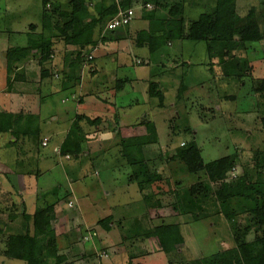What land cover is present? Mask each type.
Masks as SVG:
<instances>
[{
    "label": "crops",
    "instance_id": "crops-1",
    "mask_svg": "<svg viewBox=\"0 0 264 264\" xmlns=\"http://www.w3.org/2000/svg\"><path fill=\"white\" fill-rule=\"evenodd\" d=\"M25 1L26 0H13V4H11L12 7L11 11L15 13L17 10H20L23 6H25ZM41 1L43 3V0ZM58 1H62V0H50L48 2L49 3L48 6L50 5L53 6L54 4H57ZM135 1L137 3L140 2V4L141 3L146 4L147 2H149L152 4V7L151 8L140 7L139 9H137L135 18L131 21V23L127 25L119 26L115 29H103V30H100L99 26L96 27L95 35H94L95 41H93L92 43H88L85 46V49L92 47L94 50L102 46L106 47V53L108 54L109 59L111 58L114 60L115 71H113L110 74V77L105 79V83L103 86H99L98 85L99 82L96 85V80L94 76L96 74L97 75L99 74L98 72L99 69L98 66L94 65L95 67L93 68V70L95 72L94 74H90V79L88 80L90 83H88L89 84L88 87L87 88L83 87V85H85L87 81L85 83L81 82L79 84L80 87H82L81 88L82 90L85 89L84 92L76 91L77 90L76 88L73 89V87L77 85L76 83H74V81L78 79V76L77 74L76 76H74L71 70L72 69L74 70L73 66L75 61H77L79 64V62H82V59H85V57L83 55L80 57L78 56V52L80 51V49L78 48L77 45L67 44L62 40V38H57L55 39L53 49L49 51V54L47 56L42 55L43 53H41L39 50H34L20 59L13 60L11 69L9 70L8 66L6 67V69H8V72L6 71V75L4 78L6 81V89L4 88L0 90L1 111L2 110H8L14 112L22 111L23 113H34L38 116L36 119V122H38L40 129L38 141L32 137L31 138L24 137L25 135L23 134L19 135V137H16L10 131H0V137L7 138L5 142H2V140L0 141V147L1 148L8 146L15 147L13 156L9 153H8L9 155H7L8 157L7 160L10 166L14 167L15 169L14 170L15 176L14 178H12L13 183L15 184V186H17L16 185L17 183L19 186L21 185L22 187H24V184L26 183L25 191L27 192L29 190L28 189L29 187L31 191L34 189L33 186L35 187L33 196H30L29 199H25L23 196V201L25 203L28 212L33 213L37 208L38 203L41 204L40 203L41 199L56 201L55 198H62L61 196L62 195L64 196L65 190L68 192L70 198L71 196L73 198L74 195V201H75V197L77 196V193L79 195L78 196L79 198H81L80 192H82V194L85 193L84 187L76 186L75 188H71L68 183H67L68 187L66 184L67 189H63L64 186L62 182L65 181V177L64 180L58 182L57 184L50 185L44 190H41L43 188L39 187L38 185L40 176L42 173L44 174L45 170H49V173L51 175L52 174L55 175V171L58 168L56 163L64 168L65 176L69 177L70 171L73 170V168H71V166L67 168L65 161L66 159L68 160L71 159L66 158V156L62 154H56L53 151L57 150L56 148H60V144L63 142L67 133L69 132L73 121L76 119L78 114L81 113L88 114V116H90L91 118H98V119H96L95 121L89 124L87 123V126L84 127L85 131H88V135H89V139L86 144L87 146L86 151L89 150L90 145L93 146V148L91 149L93 151H91L90 153L91 157L88 155L89 153H87L88 156H84V157L80 156L79 158H75V160L72 162L73 167L75 168V166L77 165L80 166L88 159H92L91 162H93V167L95 168V171L93 173H96V171L100 172L101 170L100 166H102L103 168H106L110 171L111 173L110 180L112 183L120 182V180H122L125 183L123 187H126L125 188L126 191H128L129 188L128 185H130L131 183L133 184L136 183L138 189L137 192L138 195H136L137 198H139V196H142V194L143 195H145L146 193L152 194V198L150 199L149 203L148 201L144 202L145 205L143 206V208L145 207L148 210H150L151 214H149V216H147L146 214L144 216L143 221L139 220V222L142 223L144 227V229L141 232L130 230L131 233H126L124 228L120 230V227L118 228L115 227V225L117 224H119L120 226L123 225V222H125V218H126L123 217L121 219H118V221L117 219H115L114 213L111 210L116 206L112 207L111 205H107V207L104 208V210H100L101 213L94 214V218L92 217V215L88 214L87 210L73 211L72 217H75V219L72 222L74 227L72 229H76V231L78 232L79 230L80 232H82V229H85L84 237L86 235L85 232L88 229L89 231L92 232V236H93L92 238L91 237L88 238L94 239L95 241V242L93 241L92 246L88 248V250L83 248L84 245L83 243H80L83 248L82 252L85 253L86 251V254H93L94 250H97L99 248L109 249V253L107 254V256L103 258L99 257L98 261L93 262V260H91V257L84 256L81 259H77L75 261V264H145V261H147L148 264H183L184 263L183 248L186 247L187 240L186 237L184 236V230L181 223L179 225L184 241L178 248L173 249L169 252L164 251L161 248L159 243V238L157 235H147L148 232L154 231L157 225L163 223L161 222L155 224L156 219H153V217H155L152 214L153 210H167L170 208L172 210H175L171 204V200L170 201L164 200V197L165 195H169V193H170V197L173 196V190H175L176 188H171L172 191L167 190L166 188L161 187V184H155L156 183L155 182L150 187H147L145 189H140L137 180L125 181V178L127 176L129 178V174L133 173L134 168L121 157L119 150L122 147L120 141L121 137L147 134L149 131V127L147 125L148 121L154 123V129H156L155 131L159 135L157 118L160 120H165V115H167L168 113V112L166 113V109L168 108L166 97L168 95V90H169L168 89V84L170 82L169 80L173 79L176 82L180 79L179 81H183L185 79V76L187 75V72L185 70L189 71L191 69V65L186 64V61L183 59L185 52H187L185 47V42L191 39L179 38L183 41L181 49L173 48L172 51H168L165 49L164 46L167 45L173 46L175 40L174 38L164 41L163 45L159 48H156L155 50L151 49L150 43L148 41L149 35L146 34L145 32L146 30L149 32L152 31L150 30L152 23L154 27L157 25L158 26L157 28H162L161 27L162 24L159 22H161V20L166 21L168 18H170V15L168 14V10L175 0H158L159 2L157 5L154 4V2H152L151 0H134V2ZM239 1L242 0H238V3ZM64 2H67V0ZM100 3H101L100 0H91L90 10L92 12L99 11ZM8 9H9V4L5 6V10L8 11ZM44 9L46 8L43 3V10L37 11L39 14L38 18H35V20L30 21L27 24L21 23L20 20L19 23L15 21L16 27L8 31L9 35L13 37V35H17L25 32L27 34H30L32 32L41 33L43 31L42 13ZM186 11L187 9L185 10L184 14L186 15L187 19H189L190 17L187 15ZM19 14L20 13H18L16 17ZM149 15L153 16L154 18L153 21L150 20ZM138 21H141L142 23ZM19 25L20 27H17ZM157 32L158 31L156 30V33ZM142 38L144 40L143 42H141ZM194 41H204L209 54L212 55V52L209 50L208 44L205 40H194ZM235 41L236 43L238 42L237 40ZM251 42L254 43L258 42L259 44H261L260 51L258 53L259 58L255 57L252 53L248 52L247 50L243 52H235L233 48L224 49L222 51L220 50L221 57L219 61L218 60L217 61L222 66V69L220 67L221 70L218 71L219 72L222 71L223 74L220 73L217 75V73L216 74L214 73L213 76L210 78L211 80L210 84L211 86H215L216 88H219L220 86L224 87L225 86L224 82L229 84L231 83V81L243 85L245 83L243 81V77L239 78L234 75L224 74L223 65L227 62L229 58H231L234 55L245 57L250 65V71H248L246 74L250 78L251 93L252 95L258 98L257 100L258 103L255 104V102H252L253 111L248 110L244 117L249 122L250 120L252 121L253 119H257L259 117L260 118L259 123H261L263 120L264 112L261 114L259 113L262 110H264L263 108L264 102L261 101L264 98V93L262 94L256 90L255 79L264 78V57H261L264 56L263 55L264 39L258 41H251ZM251 42H241V43L248 44ZM27 43L28 40L24 42L18 41L16 42V44L14 43L9 44L8 41H4L2 47L0 48V54H2L4 58H6L7 51L9 50V48L15 46H24ZM179 50H181L182 54L178 53ZM188 53L190 56L192 51H189ZM72 54L76 55L75 59L71 58ZM129 54H130V59L128 57ZM209 54H208V58H209L208 63L210 64L209 66L210 68L212 59ZM49 55H51V57H49ZM156 56H158V58H156ZM43 58H49L47 64L43 60ZM34 60L38 62V65L40 66L39 68H36L35 66L36 63L34 62ZM0 62H2L1 57H0ZM6 64L8 65L7 59H6ZM46 68L50 69L52 73L43 75V70H45ZM59 70H61L62 72L61 81L60 83H57L55 85L56 87H54L51 83L55 84L54 79H56L55 77L57 76L56 71ZM82 71L84 73V69ZM31 72H34L32 73L35 76L34 81L37 78L39 79L37 81L38 87L32 88L33 90L29 92L28 88L25 87V83L29 82L30 79H32V77L30 76ZM66 72L70 75H67ZM83 73L80 74L83 75ZM18 76L21 77L19 78ZM80 78L81 80H83L84 76H81ZM199 85L200 84L195 86H199ZM176 86L178 88V90L176 91L177 98L180 96H182L183 98L184 97L183 94H187L189 92V91L182 92L180 90L182 86L183 88L185 86L184 90H189L188 88H191L190 85L186 86L185 84L183 85L176 84ZM201 86L203 87L204 84H202ZM16 88L18 89L20 88L19 90L21 91H17ZM152 88L158 90V92H161L163 96L162 99H159L157 95H153L154 91L152 90ZM216 88L213 89L214 92L212 91V95L214 94L213 101L217 102L216 104H219L220 102L218 100H215L216 95L220 97L219 100L220 99L224 100V98L227 95L226 94L220 95L219 91L218 94L217 92L215 94ZM37 89H39V91H37ZM61 91H65L66 93V95L62 97V101L65 98L70 99L72 95L76 96L77 94H79L78 102L80 104V107L82 108L78 107L79 109H77L76 111L72 110L75 108L72 109L68 108L66 110H62V106H67L65 101V104L60 106L61 110L60 112H58V114L55 112H50L51 115H47L44 112H41L42 106L43 107L46 106V108H48L52 103L50 102V99L49 100L47 99V96L50 94H54L55 92H61ZM101 91H103V93ZM139 94L142 96L141 100L140 97L136 96ZM81 95L84 96L81 97ZM128 95L132 98L127 99L126 97H128ZM231 97H235V95L231 94ZM181 100L184 105L185 100L184 99ZM213 101H211V103ZM30 104H33L36 107L34 108L32 106H29ZM210 105L208 103H205L203 106L204 107L209 106L210 108ZM255 105L258 106V110ZM139 106H142L141 107L142 113L139 114L134 113V109ZM192 106L194 107V105ZM154 107H158V109H156L157 113L154 111ZM218 108L221 109V105ZM189 109H191V106L189 107ZM189 109L185 108V111L187 110V112L189 113ZM210 109L212 110V108ZM198 110L200 109L198 108ZM203 111L205 112V109ZM254 111H259V113L255 115V113H253ZM147 114L149 115V117L147 116ZM213 114L215 115L213 118H217L218 120L217 122L219 124L222 121L224 122V116H223L225 114L224 111H222V113L220 114H217V111L215 109V112ZM152 115L154 116L156 115L157 118L156 117L154 118ZM174 118L175 116L168 117V119H171V121ZM205 119L212 120L211 118H207L206 116L203 115V120ZM81 121L83 122L85 121V119ZM227 129L228 128L226 127V130L223 133H227ZM253 130L254 129L250 127L248 133H252ZM47 134H51L49 143L41 145L40 143L41 138ZM247 135L249 136V134ZM114 136L116 137L114 138ZM100 137L102 139L101 145H99V143L97 142V139ZM20 140L24 141V144L22 145L18 144ZM108 140H112V143L116 146V148L107 150V153L104 155L105 157H102L100 160H98L96 157L92 158L93 152H96L97 150H99L100 152L103 151L104 153L105 151L104 148L106 147L105 146L102 147V145L105 142L107 143ZM153 140L154 141H152L151 143L145 145V150L147 152L150 148L152 149L158 148V150L166 149L165 143L161 142L160 139H158V136L156 139ZM183 141L185 142V140L182 139L180 145L184 143ZM171 144H175V143L171 141ZM199 144L200 143H198V146ZM46 148L49 149L47 151H44V149ZM255 148L257 150L258 147ZM146 154H147L146 156L150 157V159H148L146 163L142 166L144 170H148L150 167L151 169L148 170V173L155 175V177L161 176L160 180H158L159 182L165 180V182L169 183L170 180L169 175L165 174V171H161L159 169L158 164H156L155 157L151 156L149 152ZM227 154H231V153H226L224 155ZM20 155L24 158L19 157ZM159 159H162V157H160ZM167 159L168 160L165 159L164 161L161 160L159 162L161 165L162 164L167 165L165 168L166 169L169 168L171 173H173L175 163L172 162V160H169V158ZM32 164H34L35 166L34 168H30ZM238 166H241L243 171L242 164H238L236 167ZM23 167L24 169H22ZM28 168L30 169L28 170ZM158 173L161 175H158ZM89 174L92 173L89 172ZM176 174L177 173L174 172V176ZM122 176L123 178L121 179ZM251 178L255 179L256 177L251 176ZM80 179L90 180V176H87L85 172V174L82 176V178L80 177ZM57 185L59 188L58 196L55 197V195L50 194L49 196L46 197L45 193ZM40 190L41 192H39ZM158 192L159 193L163 192L164 195H160ZM158 198H162L163 205H158V203L156 202ZM61 200L62 199H60V201ZM142 200L144 201V196ZM14 202H17V200H14ZM200 208H201L200 210H202L203 213L204 210L207 211L205 213L207 216L218 214L217 212L212 211V210H217L218 206L212 204L210 200H204ZM57 211L58 210H56V216L58 215ZM62 213L64 212L62 211ZM62 213L60 214V218L68 219L66 213L63 215ZM140 214L138 215L142 217V215ZM109 215H113L112 227L110 230H106L102 225L98 224V220ZM164 215H167V213H165ZM176 215L177 214H174L172 216H176ZM93 223L95 224L97 223V225H99V231L98 229L97 231L96 229H91V226L94 225ZM7 224L8 226L12 225L9 223ZM61 229L62 231L57 230V233L62 236L64 243V245L60 247L62 248L61 250L66 251L67 239L69 238L70 236L69 233L70 230L72 229L63 230L64 229L63 227ZM111 235L114 237H112ZM254 237L255 234L253 237H248V239H253ZM224 238L227 239L224 240ZM222 239L223 240H221V248H228L234 243L233 234L231 235V233L230 236L228 235L226 237H223ZM220 249L219 248L215 249L214 251H211L209 253H202V256L214 253ZM86 260H88V262Z\"/></svg>",
    "mask_w": 264,
    "mask_h": 264
},
{
    "label": "trees",
    "instance_id": "trees-1",
    "mask_svg": "<svg viewBox=\"0 0 264 264\" xmlns=\"http://www.w3.org/2000/svg\"><path fill=\"white\" fill-rule=\"evenodd\" d=\"M49 1L43 0L46 8L43 11V31L38 35H34L35 32L30 33L26 45L15 46L7 51L6 59L9 70L13 60L20 59L31 51L39 50L43 53L42 55L47 56L53 49L57 38H62L67 44L77 45L80 49L78 56H82L85 46L95 41L96 27L99 26L100 30H103L110 18L118 12L120 5L129 7L134 2V0H124L120 4L118 0H100L99 11L92 12L90 10L91 0L58 1L52 10L48 8ZM199 1L201 2L200 7L195 5L196 0H189V2L175 0L168 10L170 18L159 22L162 28H157V25L154 27L152 23L150 29L152 31L146 30L145 32L149 35L148 41L151 49L161 47L164 41L171 38L205 40L210 51L214 40L251 42L264 39V0L259 6H251L243 13L238 0ZM189 8L191 12L196 9L198 15L187 19L184 13ZM149 16L153 21V16ZM143 41L142 38L141 42ZM248 71H250V65L243 56L234 55L224 64L226 75L241 78ZM49 73H52L50 69L43 70V75ZM255 88L260 93H264V78L255 79ZM152 90L153 95L162 99L161 92L154 88ZM37 117L34 113L0 110V131H10L16 137L23 134L24 137H32L38 141L40 129L36 122ZM83 119L85 123L81 121ZM96 119L98 118H91L85 113L78 114L60 144L58 153L65 156L69 154L73 158L86 156L85 147H87L89 135L84 127ZM262 122L264 125V116ZM147 125L149 127L147 134L120 138L122 145L119 150L120 155L134 168L133 173L129 174V179L137 180L140 189L152 186L161 178V176L155 177L148 173V170L142 167L150 159L146 156L148 152L145 150V145L157 138L154 123L148 121ZM257 154L255 161L250 162L251 166L249 162L245 164L241 162V155L238 151L205 162L197 141L192 139L185 141L168 155L169 160L175 159L173 170L175 173L181 169L189 176H197L202 172L204 177L201 183L190 185L184 184L183 178L177 179L176 189L173 190V196H171V204L178 213L192 212L195 219L204 218L207 215L203 211L196 213L195 211L198 210L192 208L200 207L204 200H210L212 204L218 206L217 210H212L217 212L218 216L222 214L227 219L234 220L239 214L248 213L247 217L251 222L249 227L253 228L256 233L253 239H248L245 233L251 228L242 232L241 235L237 230L233 231L234 243L230 247L221 248L214 253L196 258L195 264H264V178L262 179L264 149L257 148ZM238 164H242L243 173L229 179V172ZM158 175L161 174L158 173ZM251 176L256 178L252 179ZM50 194L58 196V185L46 192L45 196ZM159 194L164 195L163 192ZM66 195L68 192L65 190L64 196ZM151 198L152 194L144 195L148 203ZM156 202L158 205H163L162 198H158ZM22 204L24 206L19 213L20 220L16 224L8 226L0 216V234L8 231L5 234L3 249L6 256L24 259L27 264H75L77 259L86 256V251L82 252L83 248L80 244L83 243V235H79L76 229L70 230L66 251L59 247V234L54 224L56 201L45 199L44 204L38 203L33 213L28 212L24 202ZM11 213L13 215L10 218L15 220L18 216L17 212ZM112 221L113 215H109L98 220V224L110 230ZM147 235H157L161 248L167 252L178 248L184 241L178 222H163Z\"/></svg>",
    "mask_w": 264,
    "mask_h": 264
},
{
    "label": "rangeland",
    "instance_id": "rangeland-1",
    "mask_svg": "<svg viewBox=\"0 0 264 264\" xmlns=\"http://www.w3.org/2000/svg\"><path fill=\"white\" fill-rule=\"evenodd\" d=\"M62 1H66V0H62ZM151 1L154 2V4L156 5L158 4L157 0H151ZM187 1L189 2V0ZM239 2H240V10L243 13V12H246L248 8L251 6H259L260 4L263 3V0H242ZM7 4H9L8 11L5 10V6ZM11 4H13V0H0V48L2 47L4 41H8L9 44H13V43L16 44V42L18 41L24 42L28 40L29 34H27L26 32L13 35V37H11L8 31L16 27L15 21L19 23V20H20L21 23L27 24L28 22L35 20V18H38L39 14L37 11L43 10V3L41 0H26L25 6H23L20 10H17L15 13L11 11V8H12ZM200 4L201 2L199 0H196L195 5L199 6ZM53 7L54 5L48 6L49 10H52ZM189 9H187L186 11L189 17L198 15V12L196 13V9H194L193 12H190ZM18 13L20 14L16 17ZM138 22L142 23L141 21H138ZM17 27H20V25ZM34 35H38V32H35ZM182 42L183 41L181 39H175L173 46L167 45L164 47L168 51H172L173 48L181 49ZM260 46L261 44H259L258 42L256 43L251 42V43L246 44V43H241V42L236 43L235 40H214L213 47L211 49L212 55H210L206 48L204 41L189 40L185 42V47H186L187 52H185L183 59L186 61V64L191 65V69L189 71L185 70L187 72V75L185 76V79L183 81H179L180 79L176 82L173 79L169 80L170 81L168 84L169 90H168V95L166 97V102L168 104L166 113L168 112L169 116L167 113V115H165V120H160L157 118L156 115L155 116L152 115L154 118L155 117L157 118L158 130H159V135L157 134L158 139H160L161 142L165 143L166 149L158 150V148H153V149L150 148L148 152L151 154V156L155 157L156 164H158L159 169L161 171H165V174L169 175V179H170L169 183L163 180L160 182L158 181L155 184H161V187L172 191L171 188H175L177 179L179 178H183L184 184L186 185H190L191 183L198 184L202 182V179L204 178L202 172L199 173L197 176L196 175L189 176L188 174L187 175L184 174V172L181 169H179L177 171V174L174 176V172L171 173L169 168L168 169L165 168L167 165H163V164L161 165L159 162L161 160L164 161L165 159L168 160L167 159L169 158L168 155L171 154V152L175 150V147L176 148L179 147L182 139H184L185 141H191L193 138H195L196 141L200 143L199 148L201 150V154L205 162L216 159L226 153H232L236 151H238L239 154L241 155L240 158H241V162H244L243 164L247 162L250 163L251 161L253 162L255 161L254 158L258 156L257 150L255 147H258L261 150L264 149V125L262 122L259 123L260 122L259 117L257 119H253L254 121L250 120V122L246 120L244 117L248 110L253 111L252 102H255V104L258 103L257 102L258 98L252 95L251 93L250 78L246 74L242 76L243 81L245 82L243 85L237 82L231 81V83L229 84L224 82L225 86L221 87L219 85L220 86L219 88H216L215 86H211L210 78L213 76L214 73L215 74L217 73V75L220 73L223 74L222 71L219 72L222 69V66L218 62L221 57L220 50L222 51L224 49H231V48H233L235 52H243L247 50L248 52L252 53L255 57L259 58L258 53L260 51ZM189 51H192L190 56L188 53ZM89 52L94 53L93 58H86L87 55H84V53L88 54ZM178 53L182 54L181 50H179ZM208 54L210 55L212 59L211 61L212 68L211 67L209 68L210 64L208 63V60H209ZM75 56H76L75 54H72L71 58L75 59ZM83 56L85 57V59H82V62H79V64L77 61H75L74 66H73L74 70L73 69L71 70L74 76H76V74L78 76V79L74 81V83H76L78 86L77 85L74 86L73 89L76 88L77 89L76 91H80V92H84L85 90V89L84 90L81 89L82 87H80L79 85L81 82L85 83L87 81L85 85L83 84L82 85L85 88L88 87L89 85L88 83H90L88 81L90 79V74H94L95 72L93 70V68L95 67L94 65L98 66V69H99L98 70L99 74L98 75L96 74L94 76L96 80V85L99 82L98 84L99 86H103L105 83V79L110 77V74L113 71H115L114 60L111 58L109 59V56L106 53V47L102 46L95 50L92 47L86 48L85 51L83 52ZM0 57L2 59V62H0V90H1L4 88L6 89V81L4 78L6 75V71L8 72V69H6L8 65L6 64V58H4L2 54H0ZM128 57L130 59V54ZM261 57H264V56H261ZM156 58H158V56H156ZM43 60L47 64L49 58H43ZM34 62L36 63L35 65L36 68H39L40 66L38 65V62H36V60H34ZM83 69H84V73L82 71ZM223 70H224V65H223ZM67 72L66 74L70 75ZM79 72L83 73V75H81ZM32 73L34 72H31L30 74L32 79H30L29 82L25 83V87L28 88L29 92L33 90L32 88L38 87L37 81L39 78L35 79L34 81L35 76ZM56 73H57V76L55 77L56 79H54L55 84L51 83L54 87H56L55 85L57 83H60L61 77H62L61 70L56 71ZM81 76H84L83 80H81L80 78ZM176 84L177 85L185 84L186 86H189V85L191 86V88H188L189 90H184L185 86L184 88L182 86V88L180 89L182 92L189 91L187 94H183L184 95L183 98L182 96L178 98L176 97V91L178 90ZM198 84L200 85L195 86ZM202 84H204L203 87L201 86ZM214 88H216L215 94L216 92L218 94V91H219L220 95H224V94L227 95L224 98V100H221V99L219 100L220 97L216 95L215 100H218L221 104L220 103L216 104L217 102L213 101L214 94L212 95V91L214 92L213 90ZM19 89L16 88L17 91H21ZM37 91H39V89H37ZM101 92L103 93V91ZM231 94H234L235 97H231ZM65 95H66L65 91L55 92L54 94L48 95L47 99L48 100L50 99V102L52 103L50 107L48 108H46V106L45 107L42 106L41 112H44L47 115H51L50 112H55L58 114V112H60L61 110L60 106L64 105L65 101H66L67 106H62V110H66L68 108H71V109L75 108L72 110L76 111L77 109H79L78 108L80 107V104L78 102L79 94H77L78 96L72 95L70 99L65 98L63 99L64 101L63 102L62 97ZM83 96L84 95H81V97ZM136 96L140 97V100H141L142 96L140 94ZM126 98L130 99L132 97L128 95V97ZM180 98L185 100L184 105ZM211 101L213 102L211 103ZM261 101L264 102V98ZM205 103H208L209 105L211 104L210 108H212V110L209 108V106L204 107L203 105ZM192 105H194V107ZM220 105H221V109L218 108L220 107ZM29 106H32L34 108L36 107L33 104H30ZM190 106H191V109H189ZM141 107L142 106L135 108L134 113L136 114L142 113ZM185 108L189 109V113L187 112V110L185 111ZM198 108L200 110H198ZM256 108L258 110V106H256ZM156 109H158V107H154V111L157 113ZM204 109H205V112L203 111ZM215 109L217 111V114L222 113V111L225 112V114L223 115L224 122L222 121L219 124L217 122L218 121L217 118H213L215 116L213 114L215 112ZM263 112L264 110H262L260 113L259 111H254L253 113H255L256 115L257 113L261 114ZM203 115L206 116L207 118H211L212 120H207V119L203 120ZM147 116L149 117L148 114ZM170 116L171 117L175 116V118L172 119L171 121V119H168V117ZM226 127L228 128L227 133H223L226 130ZM250 127L254 129L252 133H248V130L250 129ZM247 134H249V136ZM50 135L51 134H47L41 138V142H40L41 145H43V140L45 138H48V143H49ZM115 137L116 136H114V138ZM6 139H7L6 137H3V138L0 137V141L2 140V142H5ZM101 140H102L101 137L97 139V142L99 143V145H101ZM171 141L175 144H171ZM108 142L112 143V140H108ZM108 142L107 143L105 142L102 145V147L104 146L106 147L104 148L105 150L104 153L103 151L100 152L99 150H97L96 152H93L92 155L93 156L99 155L98 157L97 156L96 157L98 160H100L107 153V150L116 148V146L113 143L109 144ZM18 144L22 145L24 144V141L20 140ZM92 147L93 146L90 145V148L88 151H86L85 149V152L89 153L88 154L89 156H90ZM48 149L49 148H46L44 149V151H47ZM56 149L59 150V148H56ZM58 150L57 151L54 150L53 152L56 154H60L58 153ZM14 151H15V147H10V146L4 147V148L0 147V216L1 218L5 220L6 224L9 223L12 225L16 224L20 220L19 213L21 212L24 206L22 204L24 202L23 196L25 199H29L30 196L34 195L33 192L35 191L34 186H33L34 189L32 191L30 187L28 188L29 193L25 191L26 183L24 184V187H22L21 185L19 186L17 183H16L17 186H15V184L13 183L12 178H14L15 176V173H14L15 169L14 167L10 166L7 160L8 159L7 155L11 154L13 156ZM101 153L102 155H100ZM19 157L24 158L21 155ZM160 157H162V159H159ZM66 158L71 159V160L66 159L65 161L67 168L69 166L73 168V170L70 171L69 177L65 176L64 168L59 166L56 163L58 168L55 171V175L54 174L51 175L49 173V170H45L44 174L43 173L41 174L40 179L38 181L39 187L43 188L41 190L46 189L50 185L57 184L58 182L64 180V177H65V181L62 182L64 186L63 189H67L68 184L71 188H75L76 186L84 187L85 193L82 194V192H80L81 198L78 197L79 195L77 193V196L75 197V201H74V195H73V198L72 196L70 198L69 195H66V196L62 195L61 196L62 198H55L57 202L55 211L58 210L57 211L58 215L55 217L54 224H55V228L58 231H62L61 229L62 227L64 228L63 230H67V229L70 230L74 228L73 223H72L75 219V217H72L73 211L87 210L88 214L92 215V217L94 218V214L101 213L100 210H104V208H106L107 205H111L112 207L116 206L111 211L114 213L115 219H117V221L118 219L126 217L125 222H123V225L120 226L116 222L117 224L115 225L116 228L120 227V230L124 228L126 233H131L130 230L141 232L144 229L143 224L140 223L139 220L143 221L144 216L146 214L147 216H149L151 212L147 208L145 207L143 208V206L145 205L144 202L147 201L145 199L144 201L142 200L144 195L142 194V196H139V198L136 197V195H138L137 194L138 189H137L136 183L134 184L131 183L130 185H128L129 188H128V191H126L125 190L126 187H123L125 183L122 180H120V182H117V183L111 182L110 180L111 173L108 169L100 166L101 167L100 172L96 171V173H93L95 169L93 167V162H91L92 159H88L87 161L82 163V165L80 166L77 165L74 168L72 162L75 160V158L70 157V156L69 157L66 156ZM174 161L175 159L172 160V162ZM250 166H251V163H250ZM34 167H35L34 164H32L30 168H34ZM30 168H28V170ZM22 169H24V167ZM150 169L151 168L149 167L148 170ZM85 172L87 176H90L91 181L80 179V177L82 178ZM89 172L92 174H89ZM242 173L243 171H242L241 166H238L236 168H233L229 172L228 178L231 179L233 177H236V175L242 174ZM122 178L123 176L121 177V179ZM263 178L264 176L262 177V179ZM229 179L227 180L229 181ZM125 181H133V180H130L127 176L125 178ZM66 184H67V187H66ZM29 186H30V183H29ZM41 190L39 192H41ZM170 198H171L170 194L165 195L164 200L170 201L171 200ZM60 199L62 200L60 201ZM14 200H17V202H14ZM41 200H42L41 203L44 204L45 199H41ZM192 209H195V210L197 209L198 211H195L196 213L197 212L202 213V210H200L201 208L199 206H197L196 208L193 207ZM62 211L64 213H62ZM11 212H17L18 216L15 218V220H12L10 218L13 215V213ZM152 212H153L152 214L155 216L153 217V219H156L155 224H158L161 222H168V223L178 222L179 224L180 223L182 224L183 230H184V236L186 237V240H187L186 247L183 248V254H184L183 264H195L196 258L201 257L202 253H209L211 251H214L215 249H218V248L220 249L221 240H223L222 238L228 235L230 236V233L232 235L233 231L236 232L237 230L238 233L240 232L239 235H241L242 232L248 230V228H251L249 227L251 226V222H250L249 217H247L248 214L246 213L239 214L238 215L239 217H235L234 220H230V219L225 218L224 215H221L222 217H220L217 214L215 216L208 215L201 219H195L193 217L192 212L187 215L178 214L176 210H172L171 208L167 210H153ZM206 212L207 211L204 210V213ZM61 213L62 215L66 213L68 219L60 218ZM165 213H167V215H164ZM138 214L142 215V217H140ZM174 214H177V215L172 216ZM93 224L94 225L91 224L92 225L91 229H96V231L98 229L99 231L100 224L99 225H97V223L96 224L93 223ZM84 231L85 229H82V232H80V230L79 232L78 231L77 232L79 235H82L83 233V238H84L83 248L88 250V248L92 246L94 239H91L93 237L92 232L89 231L88 229L85 232L86 235L84 237ZM6 232L8 233L7 230ZM6 232H4V234H0V264H27V262L24 259L8 257L4 254L3 249H4V238L6 236L5 235ZM245 234H246L245 236L248 238V237H253L254 234L256 233L254 229L251 228ZM88 237H91V238H88ZM225 239L227 238H224V240ZM58 243H59V247L64 245L61 235L58 236ZM108 253H109V249L99 248L97 250H94L93 254H86L85 257H91V260H93L94 262V261H98L99 257L101 258L106 257ZM86 261L88 262V260ZM145 264H148L147 261H145Z\"/></svg>",
    "mask_w": 264,
    "mask_h": 264
},
{
    "label": "built area",
    "instance_id": "built-area-1",
    "mask_svg": "<svg viewBox=\"0 0 264 264\" xmlns=\"http://www.w3.org/2000/svg\"><path fill=\"white\" fill-rule=\"evenodd\" d=\"M118 2L121 4L124 2V0H118ZM140 7H150L151 8L152 4L149 2H147L146 4H144V3L140 4V2L137 3L135 1L129 7H123L122 5H120L118 12L112 18H110V20L108 21L105 28L106 29H115L119 26H124V25L131 23V21L136 16L137 8H140ZM87 58H93V53L89 52L87 54ZM47 143H48V138H45L43 140V144H47ZM58 152H59V150H58ZM66 156L69 157V154H67Z\"/></svg>",
    "mask_w": 264,
    "mask_h": 264
}]
</instances>
